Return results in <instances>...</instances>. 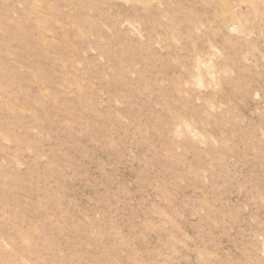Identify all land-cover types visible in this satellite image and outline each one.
<instances>
[{
  "label": "rangeland",
  "instance_id": "374dc122",
  "mask_svg": "<svg viewBox=\"0 0 264 264\" xmlns=\"http://www.w3.org/2000/svg\"><path fill=\"white\" fill-rule=\"evenodd\" d=\"M0 264H264V0H0Z\"/></svg>",
  "mask_w": 264,
  "mask_h": 264
}]
</instances>
